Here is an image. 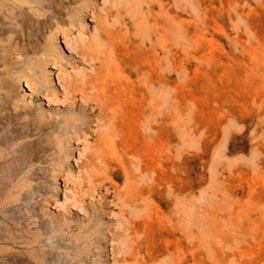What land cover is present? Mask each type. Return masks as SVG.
Masks as SVG:
<instances>
[{
    "label": "rangeland",
    "instance_id": "rangeland-1",
    "mask_svg": "<svg viewBox=\"0 0 264 264\" xmlns=\"http://www.w3.org/2000/svg\"><path fill=\"white\" fill-rule=\"evenodd\" d=\"M76 2L69 4L70 7L86 4L91 9L95 6L101 15L104 9L113 7L109 26L121 33L122 43L118 45L124 63L142 68L146 64L142 62L148 55L147 50L152 57L156 56V44L157 52H161L160 34L165 35L163 40L169 43L166 44L169 56L163 61L167 83L166 132L161 138L154 132L151 139L152 143L162 140L167 145L164 161L155 159L157 164L154 165L158 168L150 172L151 178L162 179L157 185L150 182L152 189L146 191L142 203L130 209V216L140 218L148 213L156 222L162 217L174 236L167 238L166 231L158 224H152V229L145 234V229L137 226L139 232L130 239L124 238L122 243L106 244L93 233L91 238L97 245L90 246L88 264L97 257V248L105 246L100 258L104 262V253L112 258V246L129 252L132 240L140 239L151 249L152 257L146 258L149 264H192V244L188 236L191 233L196 236V264H264V0ZM69 5L64 9L69 10ZM90 16L86 17L88 31L85 30V34L94 32L95 21L90 22ZM73 31L70 36L74 34L73 38H77L78 31ZM44 35L46 41L39 40L38 45L45 47L48 40L50 47V33ZM62 37L60 33L56 35V49L63 57L62 69L73 75L74 63H80V59L65 49ZM20 54L15 56V67L6 68L2 65L5 52L0 50V99L11 100L8 112L24 118L22 120L29 119L30 111L37 112L39 107L47 118L66 113L67 102L57 86V66H46L50 86L57 96L54 99L49 94L48 101L27 79L29 70L24 71L22 66L26 55ZM40 56L41 52L28 55L43 69L42 62L36 60ZM177 57L180 63H176ZM17 64L21 65L17 67ZM41 69L36 68L35 75L32 73L34 79L41 76L38 73ZM81 103L79 99L73 110L78 112ZM91 110V104L85 107L86 119L92 116ZM133 116L135 121L141 118V125L135 122L130 131L124 125L125 138L129 141L131 136L138 137L137 142L141 143L148 124H156L153 120L156 116H151L146 107L133 112ZM35 123L26 124L32 128V136L43 148L53 147L54 138L61 136V129L47 126L42 130L44 126L39 128ZM22 124L18 126L22 128ZM87 129V123L83 124L85 137L79 136L69 145L68 160L61 165L63 177L52 176L48 159L56 155L54 151L34 162L36 174L32 185L36 193L32 202L35 213L29 218L34 222L29 227L43 235L45 244L66 246V251L59 250L58 257L65 259L62 253L68 252L72 264H76L78 245L86 235L79 233V225L92 219L100 227V236L107 235V240L114 230H120V201L106 195V190L95 193L94 199L87 195L84 211L71 210L67 215L66 208L61 206L71 194L68 190L72 183L67 182L66 172L72 169L77 175L78 164L85 160L87 148L95 144L92 132ZM162 170L164 175L159 173ZM123 179L122 175L113 182L122 187ZM88 187V184L83 185V190ZM108 201L110 206L106 204ZM60 219L69 222L68 232L55 236L52 228L57 227L56 221ZM177 245L181 250L179 254ZM142 258H145L144 249L139 254L140 261ZM108 262L113 264L111 259ZM131 263L142 264H126ZM48 264L58 263L52 259Z\"/></svg>",
    "mask_w": 264,
    "mask_h": 264
},
{
    "label": "bare ground",
    "instance_id": "bare-ground-1",
    "mask_svg": "<svg viewBox=\"0 0 264 264\" xmlns=\"http://www.w3.org/2000/svg\"><path fill=\"white\" fill-rule=\"evenodd\" d=\"M73 2L80 4L81 0L80 2L79 0H30V2L0 0V36L2 37L0 50L5 52L2 65L6 68L15 67L16 54L26 55L22 66L24 71L29 70L27 79L35 84L34 90L45 94L47 100L49 94L54 99H57V96L50 86L52 82L46 75V66L51 65L53 68L57 66V86L60 87L63 99L67 102V106L64 107L66 113L47 118L39 107L37 112L30 111L29 119L22 120L24 118L21 119L13 112H8L7 107L12 104L10 99H0V264H48L52 259L58 264H72L68 252L62 253L65 259L58 257L59 250L66 251V246L45 244L43 235L29 227L34 223L29 221V218L35 213L32 201L36 191L32 182L36 174L34 162L52 151L56 154L48 159L52 176L63 177L61 165L68 160L70 153L68 147L79 136L85 137V134H82V126L86 123L87 130L92 132L90 135L95 144L87 148L84 154L85 160L81 165L78 164L77 175L72 169L66 172L67 182L72 183L71 189L68 190L72 195H67L61 206L66 208L67 215H70L71 210L84 211L83 204L87 195L94 199L102 190H106V195H113L120 201V230H114L111 239L107 240V235L100 236V227L92 219L84 225H79V233L86 235L78 245L79 252L74 258L75 263L88 264L86 258L90 246L97 245V242L91 238L95 233L106 244L122 243L124 238L130 239L139 232L137 226L145 229V234L147 230L152 229V224H158V227L166 231L167 238L174 236V232L164 225L162 217L156 222L148 213L140 218L130 216V209L146 199L145 193L152 189L151 183L157 185L162 179L151 178L150 172L158 168L154 165L157 164L155 159L159 162L164 161L167 149V145L162 140L157 144L151 142L154 132L160 138L166 132L167 83L163 74V61L169 53L166 45L168 42L165 41L166 39L163 40L165 35L159 36L162 41L161 52H157L155 44L156 56L152 57L147 50L148 55L142 62L146 64L142 68L135 67L130 63H124L121 59L118 45L122 43L121 33L109 26V20L114 15L113 7L104 9L101 15L98 14L100 10L98 11L95 6L91 9L86 4L70 7L69 4ZM66 5L71 9L68 7L69 10H65ZM90 14L89 21H95L94 32L85 34L86 17ZM73 30L78 31L77 38H73L74 34L70 36ZM46 33H50L52 45L49 47L50 42L47 40L45 47H40L38 41L43 39L46 41L43 38L48 37L44 35ZM59 33L63 36L65 49L80 59V63H74L73 75L62 69L63 57L56 49L55 42ZM30 52H41V56L36 60L42 62L43 69L39 67L40 63H33L32 57H28ZM176 63H180L178 57ZM36 68L41 69L38 72L41 76H35L34 79L32 76L35 75ZM88 68L90 72H87ZM134 76L137 78L134 79ZM79 99L82 103L79 105V111L76 112L73 106ZM89 104L92 105V116L86 119L83 111ZM145 107L151 116H156L153 119L156 124L154 122L148 124L146 133L142 134L141 143L137 142L138 137L132 136L130 137L132 140L127 141L124 125H127L130 131L132 125L141 120L139 118L135 121L133 112ZM31 121H35L39 128L44 126L42 130L47 126L61 129V136L54 138L53 147L43 148L32 136V128L26 125ZM18 124L24 126L20 128ZM92 126L95 128H91ZM21 139L22 141L19 142ZM159 173L164 175V170ZM122 175L123 186H116L113 180L121 179ZM86 184L90 187L83 190V185ZM106 204L110 206L111 203L108 201ZM56 222L57 227L52 228V232L55 236H63L68 232L69 222L65 219ZM188 236L192 244V264H196V236L192 233ZM166 243L168 245L169 242ZM2 244L6 247H2ZM176 248L179 254L181 250L178 245ZM104 249L105 246L96 249L97 257L95 256L91 264H108L110 259L113 264L128 262L149 264L146 258L152 257L151 249L144 239L132 240L129 252L122 251L116 245L112 246V258L104 253L103 262L100 258ZM142 249L145 252V260L142 258L140 261L139 254ZM166 251L169 253V247Z\"/></svg>",
    "mask_w": 264,
    "mask_h": 264
}]
</instances>
